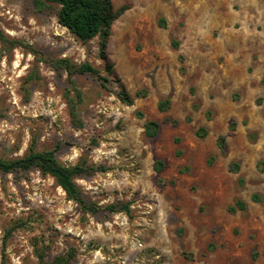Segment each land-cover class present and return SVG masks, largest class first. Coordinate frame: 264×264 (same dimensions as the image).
Instances as JSON below:
<instances>
[{
	"label": "rangeland",
	"instance_id": "obj_1",
	"mask_svg": "<svg viewBox=\"0 0 264 264\" xmlns=\"http://www.w3.org/2000/svg\"><path fill=\"white\" fill-rule=\"evenodd\" d=\"M112 3L127 10L105 61L100 37L77 39L58 5L0 0L14 42L0 39V159L55 150L91 168L75 179L87 202L132 210L86 213L37 168L0 172V264H38V249L73 252L69 264H264V0ZM62 59L109 82L70 77ZM68 93L81 94L82 127Z\"/></svg>",
	"mask_w": 264,
	"mask_h": 264
},
{
	"label": "trees",
	"instance_id": "obj_2",
	"mask_svg": "<svg viewBox=\"0 0 264 264\" xmlns=\"http://www.w3.org/2000/svg\"><path fill=\"white\" fill-rule=\"evenodd\" d=\"M46 3L56 4L59 6L58 21L59 24L67 28L77 39L86 43L93 38L100 37V52L101 57L105 61H108L107 45L111 36V27L116 20H118L127 10V7H122L116 10L113 6L112 0H36V5L43 9L46 7ZM0 39L6 43L9 47L14 42L8 41L4 36L0 27ZM175 48H178L179 43L173 42ZM59 67H63L71 76L75 74H90L95 76L104 83L109 82V79L102 76L100 70L93 66L89 62H85L80 65H75L67 59L57 61ZM106 70L111 75L112 66L107 62ZM147 92H138L136 97L144 98ZM81 94L78 93V100L67 96L68 106L72 123L76 127H82L83 122L81 120L78 111V101ZM119 99L126 106H132L134 99L131 95L121 87L118 94ZM169 101L161 102L159 109L164 111ZM140 115V114H139ZM146 133L149 136H153L157 133L158 124L155 122L146 123ZM33 168H37L43 174L52 176L56 183L65 191L69 200L77 203L81 209L90 214H98L102 211L108 213L124 212L127 216L132 217V210L130 203L124 204H111L105 207L98 206L96 203L87 202L81 189L75 182L76 177L91 170L85 164H77L74 166L63 165L56 157L55 150H46L36 152L32 148L22 158H16L13 160L0 159V172L12 173L16 171H29ZM241 210L245 209V205L240 202L237 204ZM235 211L234 208L231 209ZM38 264H69L75 258V253L68 255H60L55 257L53 261L46 260V251L42 249L37 250ZM4 263L5 255L3 256Z\"/></svg>",
	"mask_w": 264,
	"mask_h": 264
}]
</instances>
